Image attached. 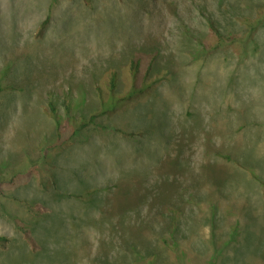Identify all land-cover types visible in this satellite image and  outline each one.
Masks as SVG:
<instances>
[{
  "label": "rangeland",
  "instance_id": "1",
  "mask_svg": "<svg viewBox=\"0 0 264 264\" xmlns=\"http://www.w3.org/2000/svg\"><path fill=\"white\" fill-rule=\"evenodd\" d=\"M256 12L0 0V264H264Z\"/></svg>",
  "mask_w": 264,
  "mask_h": 264
},
{
  "label": "trees",
  "instance_id": "2",
  "mask_svg": "<svg viewBox=\"0 0 264 264\" xmlns=\"http://www.w3.org/2000/svg\"><path fill=\"white\" fill-rule=\"evenodd\" d=\"M254 16H255L254 18H246V19H244V21H241L246 28H248L249 30H253V31L256 30L260 25L264 24V13L256 12V15H254ZM206 23L208 25L209 30L218 38V41L221 42V44H222V41H220L222 37H221L220 33L218 32V30L214 27L213 21L210 19H207ZM45 24H46V22H44L42 24V27H44ZM109 82H110L109 83V90H110V92H113V89L115 86L114 85L115 84L114 77H111ZM141 93H142L141 89H134L133 88L132 91L128 92L124 97H120L116 101L119 104H123L124 102L131 100L133 97H135L136 95L141 94ZM65 107L67 108V106H65ZM49 111L51 113V116L58 121V117H57L56 112L53 109V107L51 109H49ZM82 126H84V125H82ZM261 185L264 188V184L261 183ZM6 244H7V239L5 237H0V245L5 247Z\"/></svg>",
  "mask_w": 264,
  "mask_h": 264
},
{
  "label": "bare ground",
  "instance_id": "3",
  "mask_svg": "<svg viewBox=\"0 0 264 264\" xmlns=\"http://www.w3.org/2000/svg\"><path fill=\"white\" fill-rule=\"evenodd\" d=\"M215 176H216V174H215Z\"/></svg>",
  "mask_w": 264,
  "mask_h": 264
}]
</instances>
